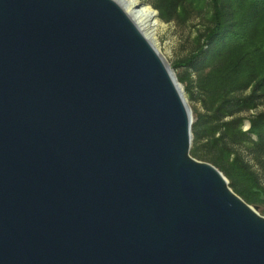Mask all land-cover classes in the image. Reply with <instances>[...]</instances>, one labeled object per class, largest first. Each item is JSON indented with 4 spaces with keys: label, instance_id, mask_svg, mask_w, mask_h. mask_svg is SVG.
<instances>
[{
    "label": "water",
    "instance_id": "1",
    "mask_svg": "<svg viewBox=\"0 0 264 264\" xmlns=\"http://www.w3.org/2000/svg\"><path fill=\"white\" fill-rule=\"evenodd\" d=\"M192 141L120 3L0 0V264H264V218Z\"/></svg>",
    "mask_w": 264,
    "mask_h": 264
},
{
    "label": "trees",
    "instance_id": "2",
    "mask_svg": "<svg viewBox=\"0 0 264 264\" xmlns=\"http://www.w3.org/2000/svg\"><path fill=\"white\" fill-rule=\"evenodd\" d=\"M150 3L166 23L193 14L205 22L196 53L185 63L196 75L191 84L187 74L190 89H196L204 106L192 124L190 155L221 172L248 205L264 204L257 174L234 151L235 146L245 148L264 177V0Z\"/></svg>",
    "mask_w": 264,
    "mask_h": 264
},
{
    "label": "rangeland",
    "instance_id": "3",
    "mask_svg": "<svg viewBox=\"0 0 264 264\" xmlns=\"http://www.w3.org/2000/svg\"><path fill=\"white\" fill-rule=\"evenodd\" d=\"M150 2L151 0H138V5L148 7L157 13L156 20L158 25L152 32L153 38L159 53L165 59L177 80L181 78L185 79L184 82H179V80L178 82L183 89L187 105L191 111L193 124L197 115L204 112V106L202 104V100H198L199 95L196 89H193V86H191L192 89H190L189 81H191V84H193L196 80V75L193 72L192 66L187 67L185 63L186 61L192 59L196 53V38L203 30V25L205 22L200 17L193 14L189 15L183 21L166 23L159 18L158 12L152 8ZM187 74H190L189 81ZM242 129L243 131H247L249 129L248 121L243 123ZM234 151L257 174L259 183L264 188L263 174L253 162L249 152L241 146H235ZM225 179L227 180L226 177ZM227 182L229 183L228 180ZM251 207L255 208L257 214L264 218V204L254 205Z\"/></svg>",
    "mask_w": 264,
    "mask_h": 264
},
{
    "label": "bare ground",
    "instance_id": "4",
    "mask_svg": "<svg viewBox=\"0 0 264 264\" xmlns=\"http://www.w3.org/2000/svg\"><path fill=\"white\" fill-rule=\"evenodd\" d=\"M120 3L125 9L126 13L134 20V22L141 29L145 37L158 51L157 45L153 38L152 32L157 27L158 23L156 15L153 10L148 7L138 5V0H115Z\"/></svg>",
    "mask_w": 264,
    "mask_h": 264
}]
</instances>
